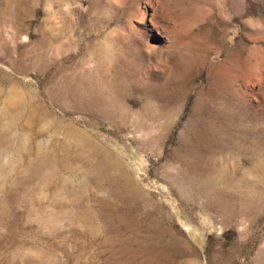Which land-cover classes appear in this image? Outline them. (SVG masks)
I'll list each match as a JSON object with an SVG mask.
<instances>
[{"label": "rangeland", "instance_id": "1", "mask_svg": "<svg viewBox=\"0 0 264 264\" xmlns=\"http://www.w3.org/2000/svg\"><path fill=\"white\" fill-rule=\"evenodd\" d=\"M0 264H264V0H0Z\"/></svg>", "mask_w": 264, "mask_h": 264}]
</instances>
